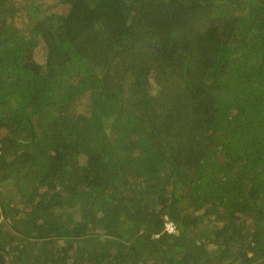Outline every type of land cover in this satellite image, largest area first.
I'll return each instance as SVG.
<instances>
[{"label": "trees", "instance_id": "obj_1", "mask_svg": "<svg viewBox=\"0 0 264 264\" xmlns=\"http://www.w3.org/2000/svg\"><path fill=\"white\" fill-rule=\"evenodd\" d=\"M35 1L0 0V264H264V0Z\"/></svg>", "mask_w": 264, "mask_h": 264}, {"label": "rangeland", "instance_id": "obj_2", "mask_svg": "<svg viewBox=\"0 0 264 264\" xmlns=\"http://www.w3.org/2000/svg\"><path fill=\"white\" fill-rule=\"evenodd\" d=\"M13 3L21 6L24 4L23 0H13ZM35 3L36 5H39L38 8L40 9V11L44 13L46 11H50L51 9L52 11L55 10L56 12H60L62 14H66L70 11V3L67 0H36ZM27 12L28 9L26 10V7L24 6V10L19 13L21 17L18 21V26L24 29H27L32 24V21L28 20ZM43 54L44 53L41 47L37 48L35 54L36 60L42 62L44 59Z\"/></svg>", "mask_w": 264, "mask_h": 264}, {"label": "built area", "instance_id": "obj_3", "mask_svg": "<svg viewBox=\"0 0 264 264\" xmlns=\"http://www.w3.org/2000/svg\"><path fill=\"white\" fill-rule=\"evenodd\" d=\"M165 230L167 232H174L175 230V227H174V224L172 221L170 220H166V223H165Z\"/></svg>", "mask_w": 264, "mask_h": 264}]
</instances>
